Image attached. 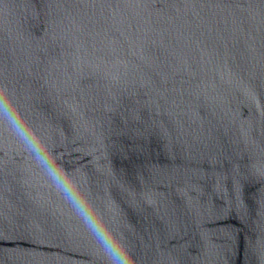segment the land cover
<instances>
[{"label": "water", "instance_id": "obj_1", "mask_svg": "<svg viewBox=\"0 0 264 264\" xmlns=\"http://www.w3.org/2000/svg\"><path fill=\"white\" fill-rule=\"evenodd\" d=\"M0 96L132 264H264V0H0ZM0 264H109L2 119Z\"/></svg>", "mask_w": 264, "mask_h": 264}, {"label": "clouds", "instance_id": "obj_2", "mask_svg": "<svg viewBox=\"0 0 264 264\" xmlns=\"http://www.w3.org/2000/svg\"><path fill=\"white\" fill-rule=\"evenodd\" d=\"M0 119L25 146L66 202L80 217L100 244L109 264H132L131 257L123 245L98 215L90 199L83 191L82 182L78 181L76 177L66 174L57 165L49 154L44 137L26 122L14 101L9 97L0 96Z\"/></svg>", "mask_w": 264, "mask_h": 264}]
</instances>
